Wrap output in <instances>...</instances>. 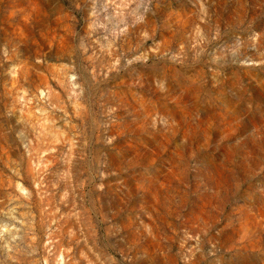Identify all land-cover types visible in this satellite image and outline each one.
<instances>
[{
    "label": "rangeland",
    "instance_id": "obj_1",
    "mask_svg": "<svg viewBox=\"0 0 264 264\" xmlns=\"http://www.w3.org/2000/svg\"><path fill=\"white\" fill-rule=\"evenodd\" d=\"M0 264H264V0H0Z\"/></svg>",
    "mask_w": 264,
    "mask_h": 264
}]
</instances>
